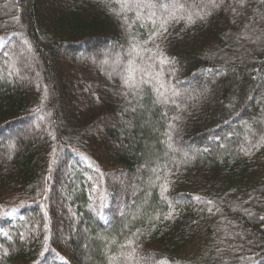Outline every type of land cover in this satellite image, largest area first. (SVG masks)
Returning <instances> with one entry per match:
<instances>
[{
    "label": "trees",
    "instance_id": "1",
    "mask_svg": "<svg viewBox=\"0 0 264 264\" xmlns=\"http://www.w3.org/2000/svg\"><path fill=\"white\" fill-rule=\"evenodd\" d=\"M45 1L0 0V264H264V0Z\"/></svg>",
    "mask_w": 264,
    "mask_h": 264
},
{
    "label": "rangeland",
    "instance_id": "2",
    "mask_svg": "<svg viewBox=\"0 0 264 264\" xmlns=\"http://www.w3.org/2000/svg\"><path fill=\"white\" fill-rule=\"evenodd\" d=\"M61 1H63V0H61ZM137 2V1H136ZM143 2L141 1V2H139L138 4L140 5V4H142ZM53 3H48L47 1H45V0H39V8H41L43 11H45V12H47V10H48V8L47 9H45L46 8V6L48 5L49 7H51V6H53L52 5ZM120 7H121V11L119 10V12H125V13H128V12H130L131 11V7H129L128 6V8H126L127 7V3L125 2V0H120ZM203 14H206V11H199V12H196L195 13V15H203ZM139 18V17H138ZM148 20H152L151 18H148ZM29 53H31V52H29ZM75 57V56H74ZM82 56H76L75 58H77V60L78 61H82L83 63H88V64H90V62L92 61L93 63L94 62H97V60H91V59H85V61H83L82 60V58H81ZM83 58H85L84 56H83ZM34 60L36 61V63L39 65L40 64V61H38L37 62V59L34 57ZM62 61V59H59V62H61ZM93 63H92V65H93ZM92 65H90V66H92ZM21 67V66H20ZM92 67H94V66H92ZM22 70V69H21ZM61 70V73L63 74L64 72H65V70L64 69H60ZM104 71H106L105 69H104ZM107 71H108V73L110 74V76L111 77H109V74H107ZM106 71V74L107 75H105L104 73H102V71H100V75L101 76H103L104 78L106 77V79H107V82H109V83H112L113 81H112V79L111 78H113L114 76H116V75H118V74H116L115 72L117 71V67H115V66H113V67H110L109 68V70H107ZM116 74V75H115ZM224 76V74H222V73H219V74H217L216 76H209V77H211L212 78V80H211V78H210V80L209 81H206L205 83H206V85L205 86H209V85H211L212 84V87H214L213 88V90L215 91V90H218L219 91V93H222V87L219 85V83H218V81H220L221 79H222V77ZM157 77H159V76H157ZM208 77V78H209ZM207 78V77H206ZM134 82H130V84H133ZM156 85L158 86L159 85V83H156ZM194 85V84H193ZM193 85L191 86V87H193ZM234 84L232 83V86H233ZM153 86V85H152ZM161 88V87H160ZM213 90H210L209 89V91H213ZM164 91V90H163ZM213 91V92H214ZM166 92V91H165ZM164 92V93H165ZM216 93V92H215ZM206 97H207V95H206ZM215 98V102L213 101V105H215V104H218V103H220V104H225L228 108H231V105H233V102H232V100L230 101L231 103L229 104L227 101H223L222 99H220L219 97H214ZM255 103L256 104H258V105H261V104H264V92L263 93H260V96L256 99V101H255ZM41 121V125L42 126H46V124L47 123H43V122H45V120L44 119H42V120H40ZM249 121H250V119H249ZM70 122H72L71 124H72V126L73 125H75V123L73 122V119H71L70 118ZM243 123V125H244V127H245V130H246V132H247V134L248 133H251L252 132V130L249 128V126H248V124H245V123H247V120H245V122H242ZM37 128V125H36V121H35V126H30V127H28V126H17L16 128L17 129H19L20 128V130H23V133L24 134H26L27 133V135H31V131L34 129V128ZM39 128V127H38ZM37 128V129H38ZM11 143H12V141L9 143L10 144V146H11ZM195 149V147H193L192 145H187V146H182L181 145V147H179V150L178 151H181L182 152V150H194ZM61 162H63V161H61ZM70 165H73V163L72 162H70V164L68 165V167H70ZM66 169V168H65ZM63 173H64V169H63V171H62ZM130 189L131 188H128V189H126V191L125 192H123V194L121 193V196L123 195V197H129L130 196Z\"/></svg>",
    "mask_w": 264,
    "mask_h": 264
},
{
    "label": "snow or ice",
    "instance_id": "3",
    "mask_svg": "<svg viewBox=\"0 0 264 264\" xmlns=\"http://www.w3.org/2000/svg\"><path fill=\"white\" fill-rule=\"evenodd\" d=\"M166 30V29H165Z\"/></svg>",
    "mask_w": 264,
    "mask_h": 264
}]
</instances>
